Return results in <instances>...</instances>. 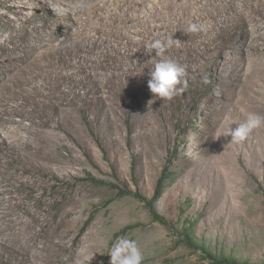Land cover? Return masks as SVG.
<instances>
[{
    "label": "rangeland",
    "instance_id": "1",
    "mask_svg": "<svg viewBox=\"0 0 264 264\" xmlns=\"http://www.w3.org/2000/svg\"><path fill=\"white\" fill-rule=\"evenodd\" d=\"M43 1L0 0V62L14 54L29 62L46 49L35 48L40 40L79 30L59 18L62 0ZM254 1L259 9L246 22L252 51L237 79L228 49L219 64L176 60L187 64L188 87L163 100L148 87L163 57H141L139 66L118 58L95 75L100 91L85 86L82 74L54 82L62 110L49 124L35 126L23 111L13 113L0 153V201L10 199L0 209V264H109L121 237L137 241L142 264H209L204 251L184 244L188 227L219 257L264 264V126L241 142L223 135L246 123L249 112L264 115V0ZM118 3L95 0L102 14L94 19L92 10L83 12L92 7L88 0L71 4L95 33L96 54L111 50L103 41L112 38ZM250 65L257 71L247 75ZM161 178L163 193L151 208Z\"/></svg>",
    "mask_w": 264,
    "mask_h": 264
},
{
    "label": "bare ground",
    "instance_id": "2",
    "mask_svg": "<svg viewBox=\"0 0 264 264\" xmlns=\"http://www.w3.org/2000/svg\"><path fill=\"white\" fill-rule=\"evenodd\" d=\"M76 1L81 2V0H62L61 4L65 13L59 15V18L67 19L69 26L79 24V30L76 33L66 35L62 40H57L52 36L40 40L39 45H36L35 48L38 49L39 46L45 45L46 49L40 54L37 51L38 54L29 62H26L28 59L26 54H23L24 56L14 54L15 56L11 55L0 62V79L2 75L7 74L6 72H11L5 82L1 83L2 80L0 81V153L5 146H8L11 138L10 134L6 133V129L13 122V113L23 111L24 116L31 120L33 125L41 127L47 125L56 111L61 109L60 101L63 99L61 93H57L56 89L53 90L54 82L62 78L74 81L76 75L82 74L79 77L85 86L86 83H92L91 87L100 91L103 81L99 82L97 80L99 76L96 78L95 75L100 74L109 63L118 60V58L129 57L126 61L132 66H139V58L153 55L172 58L187 64H193L201 59L209 64H219L228 49L234 60L229 73L231 78L233 76L237 79L244 69L243 64L249 56V51H252V48L249 49L247 44L246 22L250 13L258 10L260 4L259 2L255 4L254 0H118L121 5L118 9L121 11L115 12V18L118 20L114 23L115 25L109 28L112 38L110 37L111 40H101L103 44L111 47V50L96 54L91 45L97 44L98 39L95 38V33H92V30V32L88 30L90 27L87 29L86 24L80 21L82 20L81 11H76L75 6L71 5ZM88 1L92 5L95 0ZM43 2L46 5L49 4V1ZM98 7L97 5L84 7L83 12L85 11L87 14L86 11L89 13L92 10V14H94L92 19H94L102 14ZM263 9L264 5L261 10ZM57 16L55 14V17ZM100 18L105 19L103 16ZM99 21L97 22L99 23ZM97 22L95 24L96 33L102 30V27L98 26L101 23ZM192 23L201 24L207 30L190 33L188 26ZM131 31L137 34V39L129 36L128 33ZM170 37L176 39L177 43L168 48L163 56L157 55L156 50L151 47L152 43L155 40H166ZM83 40H89L90 44ZM31 48L33 50L32 46ZM19 61L21 64L25 62L22 69L13 66L15 62ZM186 63L185 65H187ZM253 67L250 65L247 69L245 66L247 70H250L247 75L253 71L255 74L257 70ZM45 76L52 77L54 81L48 82ZM14 101L16 102L14 103ZM0 203V209H3L9 206L10 199L3 198ZM2 220L0 214V221Z\"/></svg>",
    "mask_w": 264,
    "mask_h": 264
},
{
    "label": "clouds",
    "instance_id": "3",
    "mask_svg": "<svg viewBox=\"0 0 264 264\" xmlns=\"http://www.w3.org/2000/svg\"><path fill=\"white\" fill-rule=\"evenodd\" d=\"M201 25L192 23L188 26V32L197 33L206 31ZM177 43L172 37L166 40H155L151 47L156 50V54L163 56L168 48ZM186 67L172 58H163L155 63L150 73L148 87L153 95L163 100H171L173 97L182 94L188 87V82L184 79ZM208 83L207 77L204 79ZM264 126V115L256 112L247 114L246 123L240 124L235 128L229 127L223 135H231L232 140L241 142L247 138L249 133ZM109 264H142L144 255L134 239L126 237L119 238L111 247L109 253Z\"/></svg>",
    "mask_w": 264,
    "mask_h": 264
},
{
    "label": "trees",
    "instance_id": "4",
    "mask_svg": "<svg viewBox=\"0 0 264 264\" xmlns=\"http://www.w3.org/2000/svg\"><path fill=\"white\" fill-rule=\"evenodd\" d=\"M162 183H163V179L161 178L159 180V185L155 191L154 197L149 201L151 208H152L153 202L157 201L159 197L161 196V194L163 193ZM157 217H158L157 219L161 221L162 223L168 224L166 219L163 218L162 216H157ZM182 239L188 249H191V250L201 249L202 251H204L207 254L206 258L209 259V264H253L249 261H238L233 258L219 257L216 254H213L206 248L205 244L198 243V240L196 239L192 228L188 227L185 229V232L182 235Z\"/></svg>",
    "mask_w": 264,
    "mask_h": 264
}]
</instances>
